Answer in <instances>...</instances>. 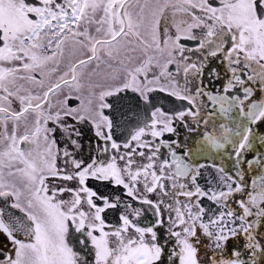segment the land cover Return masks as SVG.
<instances>
[{
    "label": "snow or ice",
    "instance_id": "6c2138e0",
    "mask_svg": "<svg viewBox=\"0 0 264 264\" xmlns=\"http://www.w3.org/2000/svg\"><path fill=\"white\" fill-rule=\"evenodd\" d=\"M0 238L264 264V0H0Z\"/></svg>",
    "mask_w": 264,
    "mask_h": 264
},
{
    "label": "flooded vegetation",
    "instance_id": "af4514ba",
    "mask_svg": "<svg viewBox=\"0 0 264 264\" xmlns=\"http://www.w3.org/2000/svg\"><path fill=\"white\" fill-rule=\"evenodd\" d=\"M70 103H73V102H72V101H70ZM88 134L90 135L91 133H88ZM101 190H102V191H104V189H103V188H101ZM0 243H2V242H0Z\"/></svg>",
    "mask_w": 264,
    "mask_h": 264
},
{
    "label": "rangeland",
    "instance_id": "374dc122",
    "mask_svg": "<svg viewBox=\"0 0 264 264\" xmlns=\"http://www.w3.org/2000/svg\"><path fill=\"white\" fill-rule=\"evenodd\" d=\"M0 242H2V243L4 242L2 238H0Z\"/></svg>",
    "mask_w": 264,
    "mask_h": 264
}]
</instances>
